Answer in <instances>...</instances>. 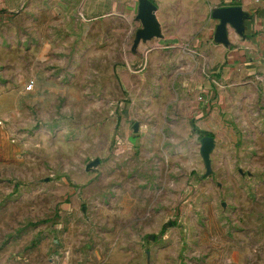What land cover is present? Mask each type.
I'll return each instance as SVG.
<instances>
[{
    "label": "rangeland",
    "instance_id": "obj_1",
    "mask_svg": "<svg viewBox=\"0 0 264 264\" xmlns=\"http://www.w3.org/2000/svg\"><path fill=\"white\" fill-rule=\"evenodd\" d=\"M81 2L0 0V97L33 79L17 102L38 101L48 64L66 84L54 109L16 110L13 126L0 99V264H264V115L224 81L202 105V82L223 72L187 41L132 51L137 0L91 20L77 55L85 42L62 28ZM63 40L70 53L41 60ZM192 121L214 137L209 173Z\"/></svg>",
    "mask_w": 264,
    "mask_h": 264
},
{
    "label": "crops",
    "instance_id": "obj_2",
    "mask_svg": "<svg viewBox=\"0 0 264 264\" xmlns=\"http://www.w3.org/2000/svg\"><path fill=\"white\" fill-rule=\"evenodd\" d=\"M151 1L157 7L156 18L161 26L163 40L177 37L182 41H187L197 47L195 50L198 51L199 56L208 62L210 66L217 67V69L222 68L223 73L217 81L214 80L215 76H213V79L209 78L206 82H202V105L221 101L222 98H218L220 101L216 99L219 97L218 93H220V96L222 95L224 81L226 86H232L231 88L236 89L238 95L235 99L236 102L247 99L253 103L254 113L257 111V113L264 115V0ZM115 4L116 0H82L81 15L78 17L76 27L74 29L62 28V35L65 38L76 39L78 45L79 41L85 42L84 46L79 45L80 50L76 53L77 55H86L91 46L87 43L89 38H93L95 32L94 28H90L93 27L91 20L110 16L114 13ZM136 5L137 2L133 5V15L136 13ZM234 5L240 6L245 14L243 32L239 34L227 24V42L225 44L217 42L214 40V33L219 21L212 18L211 14L218 7ZM191 7L196 8L194 12L196 16L194 17H192ZM182 9H186V15L177 12ZM200 21L202 22L201 25H199ZM195 22L198 24L197 27L193 24ZM133 26L138 28L140 24L137 20H133ZM107 39L109 40V37ZM64 41L62 45L57 41L54 44L45 43L41 48V60L48 64L53 57L59 58L60 54L70 53L71 45L66 44ZM107 54L109 56L108 52ZM212 71L214 72V70ZM42 73V93L38 101L33 104L30 105L29 102L24 101L21 103L22 105H18L17 102V98L22 95V92L26 93V91L33 89L34 84H36L33 79L30 80L33 81L30 90L26 89V84L25 91L20 90L22 87L15 88L13 86L11 88L7 87L6 91L1 94V97L4 94L7 97L8 111L6 112V118L11 121V126L15 124L16 110L54 109V104L58 103L57 97L64 92L62 86L66 85L61 80L64 74L55 73L49 64L42 69ZM32 76L37 77L35 73ZM69 77H73V75L71 74ZM74 93L77 95L78 91H74ZM52 94H54V97ZM258 119L262 120V117H258ZM9 156L10 160H13V151L11 155H5L7 161Z\"/></svg>",
    "mask_w": 264,
    "mask_h": 264
},
{
    "label": "water",
    "instance_id": "obj_3",
    "mask_svg": "<svg viewBox=\"0 0 264 264\" xmlns=\"http://www.w3.org/2000/svg\"><path fill=\"white\" fill-rule=\"evenodd\" d=\"M157 7L151 0H137L135 20L140 24L135 29L134 39L132 42V51H135L140 46L141 42H146L153 38H162V31L159 21L156 18ZM212 18L219 21L214 33V40L220 43L227 42L226 25H230L237 33L243 32V20L245 14L240 6H221L216 8L212 14ZM199 154L204 163L206 173L210 172V153L214 149V137L203 135L198 140ZM99 159H94L89 162L88 167L95 166Z\"/></svg>",
    "mask_w": 264,
    "mask_h": 264
},
{
    "label": "trees",
    "instance_id": "obj_4",
    "mask_svg": "<svg viewBox=\"0 0 264 264\" xmlns=\"http://www.w3.org/2000/svg\"><path fill=\"white\" fill-rule=\"evenodd\" d=\"M191 126H192V129L194 131H196L197 133H200L202 136L203 135H210L211 136V133H209V132H203V131L197 129L196 126L194 125L193 121L191 122Z\"/></svg>",
    "mask_w": 264,
    "mask_h": 264
},
{
    "label": "built area",
    "instance_id": "obj_5",
    "mask_svg": "<svg viewBox=\"0 0 264 264\" xmlns=\"http://www.w3.org/2000/svg\"><path fill=\"white\" fill-rule=\"evenodd\" d=\"M32 85H33V81H29L26 85V89L27 90H30L32 88Z\"/></svg>",
    "mask_w": 264,
    "mask_h": 264
}]
</instances>
